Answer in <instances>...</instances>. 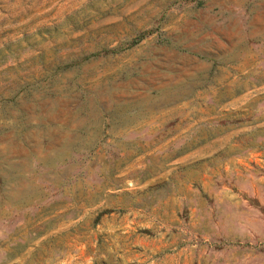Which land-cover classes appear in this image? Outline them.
Wrapping results in <instances>:
<instances>
[{
  "label": "rangeland",
  "instance_id": "obj_1",
  "mask_svg": "<svg viewBox=\"0 0 264 264\" xmlns=\"http://www.w3.org/2000/svg\"><path fill=\"white\" fill-rule=\"evenodd\" d=\"M0 264H264V0H0Z\"/></svg>",
  "mask_w": 264,
  "mask_h": 264
}]
</instances>
